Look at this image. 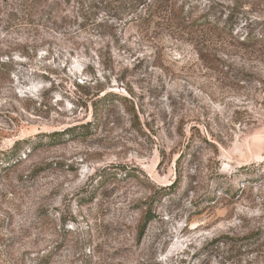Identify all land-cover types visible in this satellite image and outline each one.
I'll return each instance as SVG.
<instances>
[{
  "label": "rangeland",
  "instance_id": "rangeland-1",
  "mask_svg": "<svg viewBox=\"0 0 264 264\" xmlns=\"http://www.w3.org/2000/svg\"><path fill=\"white\" fill-rule=\"evenodd\" d=\"M0 61V151L104 102L0 169V264H264V0H0Z\"/></svg>",
  "mask_w": 264,
  "mask_h": 264
},
{
  "label": "trees",
  "instance_id": "trees-1",
  "mask_svg": "<svg viewBox=\"0 0 264 264\" xmlns=\"http://www.w3.org/2000/svg\"><path fill=\"white\" fill-rule=\"evenodd\" d=\"M24 1V0H22ZM64 2H70L71 0H63ZM226 10V11H224ZM222 11H219L218 13L212 14L210 19L203 21V17H199L195 21V25L197 26H204L207 25L208 27H214V28H220V30H224L226 33L231 34L235 27L239 24L240 19L235 13V6L232 7H226ZM253 38L252 33L247 32L244 35V38L247 40ZM8 62L6 61H0V73H8ZM118 102H121L127 109L128 112H130V107L128 105L129 97H121L117 100ZM98 103L94 104V116L97 117L96 121H89L85 123H80L72 126L65 127L61 130H53L49 132H40L33 136H27L23 137L21 139L15 140L13 144L5 149L0 151V169H3L5 166H11L15 164L17 161L21 159V154L27 155L31 150H34L40 146L43 145H53L58 144L61 141L65 140V137L67 136H87L89 134H92L94 132V129L99 124V115L98 110L102 108V105L104 104L103 100L97 101ZM137 131H140L141 129L137 128ZM21 152V150H23ZM21 152V153H20ZM135 176V175H133ZM148 180V179H147ZM175 190V187H172V183L170 185H164L159 186L157 191L150 195V197L147 198L143 202L144 209V218L142 222L138 226V237L141 239L142 233L144 232L146 224L152 220L154 217L153 208L155 207L153 203H157L160 199L161 195H167L168 193H173ZM93 195V194H92ZM92 195L88 198V200H91Z\"/></svg>",
  "mask_w": 264,
  "mask_h": 264
}]
</instances>
